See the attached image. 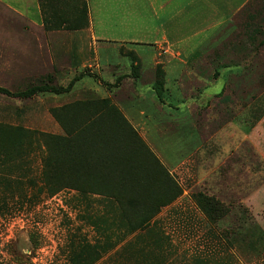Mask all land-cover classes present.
<instances>
[{"label":"crops","instance_id":"obj_1","mask_svg":"<svg viewBox=\"0 0 264 264\" xmlns=\"http://www.w3.org/2000/svg\"><path fill=\"white\" fill-rule=\"evenodd\" d=\"M85 2V28L47 32L39 0H0L26 23L24 31L11 35L16 43L36 53L45 49L48 65L70 76L68 83L79 69L92 68L69 92L46 94L58 97L82 89L99 97L97 110L99 101H112L166 169L176 168L188 155L207 166L235 158L247 169L249 149L263 165L264 0ZM59 52L69 54V62L55 63L53 54ZM158 79L163 83L160 97L153 88ZM40 101L41 95L34 94L19 106L25 117L32 116L34 130H40ZM86 109L95 111L84 104L81 111ZM93 139L80 145L78 167V161L67 162L65 173L75 179L119 180L121 163L110 149L106 152L110 145Z\"/></svg>","mask_w":264,"mask_h":264},{"label":"rangeland","instance_id":"obj_2","mask_svg":"<svg viewBox=\"0 0 264 264\" xmlns=\"http://www.w3.org/2000/svg\"><path fill=\"white\" fill-rule=\"evenodd\" d=\"M80 1L39 0L45 15L44 30H62L59 26L78 16ZM26 27L11 8L0 4V88L9 92L0 93V264H71L73 247L81 256H97L94 264H198L193 261L198 257L205 258L207 264H264V246H259V256L250 254L247 246L227 248V219L209 223V229L192 200L193 195L202 193L226 208L241 207L264 232V162L262 165V158L255 150L247 152V169L236 163L235 158L207 166L195 162L192 155L176 168L166 169L168 166L163 167L159 156L148 150L150 169H157L152 159L156 160L174 181L180 195L175 202L161 208L157 225L133 233L128 231L122 206L117 201L99 193L82 194L69 187L56 192L48 188L42 175L43 161L49 153L44 135H64L62 126L60 129L51 119L53 108L84 98H94L90 101L98 107L95 97H99L82 89L58 97L41 93V114L36 125L40 130H34L32 116L25 117L19 109L24 99L30 97L19 94L48 79L52 80L49 82L52 86H61L60 81L67 85L70 76L48 65L45 49L36 53L37 49L33 51L28 45L16 43V37L11 35ZM53 57L55 63L57 59L70 60L69 54L60 52ZM78 71L74 77L81 72L92 74V68ZM28 80L31 81L26 84ZM185 129L188 137V128ZM171 133L176 136L174 130ZM144 157L142 153L139 162H144ZM57 167L58 174L69 177L65 167L63 171ZM144 190L169 194L166 185ZM137 212L130 216L132 223ZM105 243L111 245L106 252L89 250L88 246Z\"/></svg>","mask_w":264,"mask_h":264},{"label":"trees","instance_id":"obj_3","mask_svg":"<svg viewBox=\"0 0 264 264\" xmlns=\"http://www.w3.org/2000/svg\"><path fill=\"white\" fill-rule=\"evenodd\" d=\"M80 2L78 16L72 21L64 22L65 24L59 26L61 29L77 30L88 25L86 2L85 0ZM84 74L83 72L79 73L65 87L49 85L51 79L43 84H33L27 91L20 93L19 96L31 97L34 94L41 93L59 95L69 92L74 83ZM157 77L161 78L159 71ZM153 88L156 95L160 97L163 88L162 81L156 80ZM0 93L8 94L9 92L0 88ZM84 104L93 107L95 111L92 112L88 109L81 111ZM99 104L100 110H97L99 107L93 106L91 101H77L59 109H53L52 115L62 126L64 135L60 137L44 135L46 149L48 150L49 147V153L46 154L47 156L43 161V181L53 192L69 187L78 190L82 194L87 192L99 193L111 201H117L122 206V215L128 224L130 233L140 228L154 226L156 221L153 219L159 214L160 209L176 200L180 195V191L156 160L152 159L157 169H150L152 165L149 163L151 157L148 148L118 108L112 105L108 99L99 101ZM98 112L100 115L96 116ZM97 137L101 138L105 144L114 146L113 150L109 146L106 152L110 149L109 153H115V160L117 157V160L121 163L122 170L119 180H85L78 176L75 179L56 172L57 165L63 171L64 167L67 168V162L78 161L75 165L77 166L80 163V145H87L88 141H95L93 138ZM142 153L145 156L144 162H139L138 158ZM108 159L111 160V156ZM68 169L70 170V168ZM78 170H80V167ZM164 185L169 186V194L168 190H166L165 195L157 191L146 192L144 190L145 187L156 190ZM39 192H42V189H39ZM192 200L202 212L208 227L209 223L216 224L217 221L227 219L229 226V237L226 239L227 248L231 246V250L244 249L247 246V249H250V254L260 255V247L264 246V232L254 223L245 209L241 207L226 208L202 193L193 195ZM136 211H138L136 213L137 217H135V222L132 223L130 216ZM88 247L90 251L98 253L110 248L111 245L105 243L104 245L94 244ZM71 253L74 255L69 259L71 264H94L97 260V256H81V252L75 250V247L71 249ZM205 260V258H199L197 263L207 264Z\"/></svg>","mask_w":264,"mask_h":264}]
</instances>
